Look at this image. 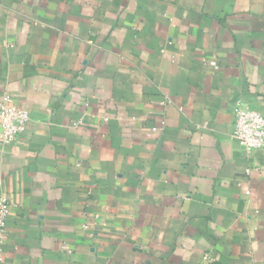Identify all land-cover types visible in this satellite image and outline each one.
Wrapping results in <instances>:
<instances>
[{
  "label": "crops",
  "instance_id": "obj_1",
  "mask_svg": "<svg viewBox=\"0 0 264 264\" xmlns=\"http://www.w3.org/2000/svg\"><path fill=\"white\" fill-rule=\"evenodd\" d=\"M6 94L0 264H264V0H0Z\"/></svg>",
  "mask_w": 264,
  "mask_h": 264
},
{
  "label": "built area",
  "instance_id": "obj_2",
  "mask_svg": "<svg viewBox=\"0 0 264 264\" xmlns=\"http://www.w3.org/2000/svg\"><path fill=\"white\" fill-rule=\"evenodd\" d=\"M233 137L248 151L264 146V114L256 108L238 102L234 106ZM30 113L15 105L12 95L6 94L0 101V143L11 144L17 141L28 128ZM11 201L7 196L0 197V241L7 234L8 219L11 214ZM90 228L91 223L84 224ZM205 259L211 264V259Z\"/></svg>",
  "mask_w": 264,
  "mask_h": 264
}]
</instances>
